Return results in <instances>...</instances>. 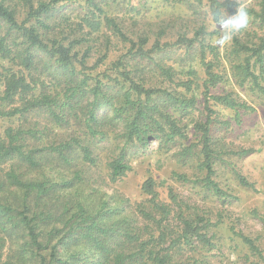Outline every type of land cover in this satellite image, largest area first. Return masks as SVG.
Returning a JSON list of instances; mask_svg holds the SVG:
<instances>
[{
	"label": "trees",
	"instance_id": "1",
	"mask_svg": "<svg viewBox=\"0 0 264 264\" xmlns=\"http://www.w3.org/2000/svg\"><path fill=\"white\" fill-rule=\"evenodd\" d=\"M115 1L0 0V118L15 121L0 131V165L7 164L0 170V264H70L71 257L83 254L68 248L79 239L96 253L93 258L100 257L97 264H202L183 258L184 250L214 245L207 229L219 221L183 207L171 187L170 202L161 201L152 176L141 183L147 205L137 208L144 227L141 221L130 224L132 229L121 227L128 223L119 210L105 200L92 206L100 184L93 169L104 164L115 181L131 170L132 147L154 140L183 166H195L209 193L231 197L214 178L215 164L224 154L244 156L254 149H217L211 106L234 110L232 118L217 121L229 126L240 121V109L254 110L235 88L264 101V0L245 5L248 29L223 47L209 40L215 30H206L204 19L234 14L238 0H176L179 7L191 4L194 16L202 17L187 20L196 23L191 35L180 14L171 23L128 28L123 17L112 14ZM192 2L204 6V13ZM175 48L195 51L204 73L206 115L194 123L191 136L180 115L197 101L200 85L190 77L194 67L178 70L157 59ZM110 137L114 154L104 162L97 141ZM229 165L239 184L254 189ZM170 178L192 182L176 170ZM83 180L90 187L86 196ZM58 185L67 199L50 204ZM252 214L264 228V215ZM232 232L264 263L255 239ZM105 236L109 245L100 240Z\"/></svg>",
	"mask_w": 264,
	"mask_h": 264
},
{
	"label": "rangeland",
	"instance_id": "2",
	"mask_svg": "<svg viewBox=\"0 0 264 264\" xmlns=\"http://www.w3.org/2000/svg\"><path fill=\"white\" fill-rule=\"evenodd\" d=\"M78 1L84 2V0ZM238 1L240 2L239 6H245L248 3H252L253 0ZM193 4L195 5L194 9L199 10L201 14L206 10L204 6ZM110 5L113 11L112 14L123 17L126 20V26L128 23V28H140V26L146 23H171L172 17L178 14L182 15L188 23L190 27L188 28L190 30L189 35L192 34V28L196 24L187 21L189 18L193 19V17H196L194 16L193 9L190 8L191 4L179 7V3H176V0H116ZM201 18L196 17L195 19L200 20ZM204 20L207 23L206 30H215L213 35H209V40L213 43H218L219 47L225 46L219 42V35L223 31V27L218 23L214 24L209 15ZM176 28L173 27L172 29L175 31ZM116 53L117 51L111 53L109 61L117 57ZM195 54V51L187 53L184 48H175L170 52L157 56V59L162 60L167 66L172 65L173 68L178 70H184L189 65L194 67L195 71L190 77L200 85L196 86L195 90L197 101L180 115L182 117L181 124L187 126L190 136L194 131V123L203 121L206 115L202 106L204 102L202 100L201 86L204 73L194 60ZM208 57L210 58L209 55ZM147 70L149 74H153L152 69L148 68ZM181 77H186V75ZM0 89H2L1 86ZM236 89L239 96L246 100L250 106L254 107L253 111L240 109L239 122L232 121L229 126L217 122L232 118L235 112L229 109V107H223L220 104L212 105L211 101L209 105H212L211 107L216 111L212 115L213 118L216 117V122L213 123L211 132L216 139L214 140L217 149H230L233 151L241 148L254 149V152L244 156L224 154L223 161H218L215 164L216 173L214 178L233 198L230 196L220 198L209 193L199 183L198 179L201 178L202 173L195 166H183L181 162H178L172 156V152L161 150L157 141L151 140L145 146L132 147V151L127 156L131 164V170L115 181L110 180L104 164L100 168L98 167V169H93V171L96 170L100 184H97V188L90 198L93 201L92 206H99L105 200L109 207L119 210L122 214L121 217H125V222L128 224L124 223L121 227L126 226L132 229L130 224L136 225L140 221L142 222L141 226L144 227L145 222L140 218L137 208L139 205H147L148 197L142 193L141 183L148 176H152L156 180V189L159 192L161 201L170 202L168 189L171 187L177 194V198L183 207L187 205L188 210L192 209V211L205 215L211 221H219L216 226L207 229L208 234L212 236L213 247L208 249L201 244H196L197 249L195 251H189L188 248L184 250L183 258L190 257V259H195L202 262V264H264L260 256L253 254L248 246L232 232L235 229L255 239V243L262 251V255H264V228L261 222L252 214L253 210H257L260 214L264 215V101L259 100L249 92H245L239 88ZM8 125H15V121L0 118V131ZM97 143L103 149L98 148L96 151L100 154V158L106 162L109 159L108 157L114 154V141L110 137V139L106 138L97 141ZM228 163H232L235 170L244 175L249 182L253 183L254 189L239 184L236 174H234ZM6 168L7 164L0 165V170ZM173 170L186 172L192 179V182L181 183L170 178L171 171ZM80 182L83 185L80 187L81 193L83 196H86L90 187H86V184H84L87 181L83 180ZM64 189L61 185L56 187V190L51 193V197L49 198L50 204L56 198V204L58 199L63 198L62 193ZM68 191H71V188ZM58 195H60V198ZM66 199H61L59 203ZM121 208L123 211H121ZM113 218L114 214L110 217L112 220L109 219L108 222L112 223L114 221ZM106 237L108 236L101 237L100 240L105 245H109L110 239L104 242ZM70 243L69 249H73V251L79 250L83 253H81V257H71L69 260L70 264H97L96 260L100 259V257L95 256L93 258V255L96 253L93 254V250H89L90 247L84 246V242L81 239L76 242L71 240Z\"/></svg>",
	"mask_w": 264,
	"mask_h": 264
},
{
	"label": "clouds",
	"instance_id": "3",
	"mask_svg": "<svg viewBox=\"0 0 264 264\" xmlns=\"http://www.w3.org/2000/svg\"><path fill=\"white\" fill-rule=\"evenodd\" d=\"M212 22L223 27V31L219 35V42L227 46L239 33L248 29L250 16L246 6H238L234 14L230 16H220L213 13Z\"/></svg>",
	"mask_w": 264,
	"mask_h": 264
}]
</instances>
